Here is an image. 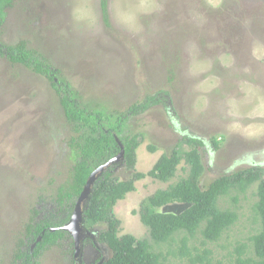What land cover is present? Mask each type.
I'll use <instances>...</instances> for the list:
<instances>
[{
    "label": "rangeland",
    "instance_id": "374dc122",
    "mask_svg": "<svg viewBox=\"0 0 264 264\" xmlns=\"http://www.w3.org/2000/svg\"><path fill=\"white\" fill-rule=\"evenodd\" d=\"M107 2L105 15L101 0H15L1 41L10 46L27 42L61 72L85 105L125 111L147 94L163 93L164 105L129 124L144 135L137 172L149 173L161 156L176 149L190 151L186 136L208 144L203 189L232 173L236 162L243 164L234 171L264 170V0ZM72 136L51 82L0 58V264L11 263L34 210L51 212L58 189L70 181L76 162L69 147ZM214 138L220 144L217 153L209 143ZM187 175L182 163L168 184L150 177L137 182V191L114 208L119 236L148 242L151 252L166 257L164 264H190L188 257L178 256L185 237L197 253L211 252L213 264H231L237 244L249 246L247 239L260 232L253 211L258 185L221 198L220 209L238 213L239 220L217 243L203 245L200 233L191 239L183 232L168 244L158 243L141 222V203ZM131 176L125 165L117 169L121 181ZM188 207L172 204L159 212L179 215ZM104 230V224L95 227L94 239ZM73 253L67 236L37 262L74 264ZM111 257L106 245L86 242L84 264Z\"/></svg>",
    "mask_w": 264,
    "mask_h": 264
},
{
    "label": "trees",
    "instance_id": "16d2710c",
    "mask_svg": "<svg viewBox=\"0 0 264 264\" xmlns=\"http://www.w3.org/2000/svg\"><path fill=\"white\" fill-rule=\"evenodd\" d=\"M14 3L15 0H0V58L51 82L59 96L67 125L74 135L69 147L76 162L71 170L70 181L67 185L60 186L52 199L55 206L51 212L41 214L34 210V217L25 226L23 238L17 241L10 264H38L37 261L45 252L61 247L67 236L71 237L62 228L71 222L91 175L119 156L122 149L125 152L124 158L109 165L96 176L91 193L82 207V227L85 231L94 234L92 230L95 227L106 225V230L96 240L97 244L106 245L112 251V257L104 264H164L166 257L151 252L148 242L132 235L119 236L121 222L115 215L114 208L118 202L136 192V183L147 177L161 183H170L176 178L182 162L188 168L187 177L171 185L166 191L156 192L140 205L141 222L150 230L152 240L168 244L175 235L183 232L191 239H195L200 233L204 239L203 245L219 242L239 220L238 213L220 209L221 198L233 193L246 194L254 185H258V201L253 211L256 220L260 219V232L247 239L249 246L246 243L237 244L231 264H264V170L254 164L256 168L234 171L243 164L236 162L232 166V173L218 177L208 188L203 189L201 179L206 171L204 154L208 144L199 137L186 136L184 142L190 147V151L176 149L170 156L163 155L149 173L137 172V150L143 143L144 135L130 130L129 124L132 118L146 114L155 106L164 105L160 97L163 93L156 96L147 94L143 101L125 111L110 110L102 104L94 107L85 105L80 93L69 82L60 78L61 72L54 69L39 52L29 49L27 42L22 41L14 46L2 43L1 29ZM101 3L102 12L106 15L108 2L101 0ZM209 143L216 153L220 151L217 139L214 138ZM156 149L152 146L149 148L152 153ZM121 165H125L126 170L132 173L130 179L121 181L116 177ZM234 201L237 202V196ZM172 204L189 207L179 215L159 212V209ZM193 251L197 253L199 250L189 248L185 237L181 241L178 256L188 257L190 264H213L210 259L212 253L208 250L191 258ZM169 254L175 255L174 252Z\"/></svg>",
    "mask_w": 264,
    "mask_h": 264
},
{
    "label": "water",
    "instance_id": "95a60500",
    "mask_svg": "<svg viewBox=\"0 0 264 264\" xmlns=\"http://www.w3.org/2000/svg\"><path fill=\"white\" fill-rule=\"evenodd\" d=\"M124 155H125V152L122 149L121 154L119 156H117L116 158L111 160V162H109L106 166L100 167L98 170H96L91 175V177H90V179H89V181L87 183V186L85 187L84 192L82 193V195L80 196V199L78 200V203L76 205V208H75L74 214L72 216L71 222L65 228H62L63 230H66L67 232L71 233L74 236L75 241H76V245H78L79 236L82 235V232L78 229L80 224H81V227H82V224H83V221H82V215H83L82 207H83L84 202L88 199V197H89V195L91 193V189H92V186H93V184H94V182L96 180V176L99 173H102L105 170V168L108 167L109 165L121 161L124 158ZM76 226H77V231L73 232L74 227H76ZM38 241L40 242L41 239H39Z\"/></svg>",
    "mask_w": 264,
    "mask_h": 264
},
{
    "label": "flooded vegetation",
    "instance_id": "af4514ba",
    "mask_svg": "<svg viewBox=\"0 0 264 264\" xmlns=\"http://www.w3.org/2000/svg\"><path fill=\"white\" fill-rule=\"evenodd\" d=\"M78 229L82 232V235L79 236V239H78V245H76V241H75V238L74 236L70 234V238H72L73 240V244H74V253H73V261H74V264H84V259H83V251H84V246L86 244V242L88 240H91L92 243L97 247V243H96V240L94 239V234L90 233V232H87L83 229V227H81V224L80 226L78 227ZM74 231H77V226L74 227ZM35 246V245H34ZM33 246V247H34ZM104 259V258H103ZM101 259L98 264H104L105 263V259L103 260Z\"/></svg>",
    "mask_w": 264,
    "mask_h": 264
},
{
    "label": "clouds",
    "instance_id": "9594fccd",
    "mask_svg": "<svg viewBox=\"0 0 264 264\" xmlns=\"http://www.w3.org/2000/svg\"><path fill=\"white\" fill-rule=\"evenodd\" d=\"M161 157H162V156H161ZM159 160H160V159H159ZM159 160H158V161H159ZM158 161H157V162H158ZM157 162H156V164H157ZM182 163H184V162H182ZM156 164H155V165H156ZM184 164H185V163H184ZM155 165H154V166H155ZM181 165H182V164H181ZM153 168H154V167H153ZM178 170H179V168H178ZM183 170H184V168H183ZM177 173H178V172H177ZM73 214H74V213H73ZM90 233H91V232H90Z\"/></svg>",
    "mask_w": 264,
    "mask_h": 264
}]
</instances>
